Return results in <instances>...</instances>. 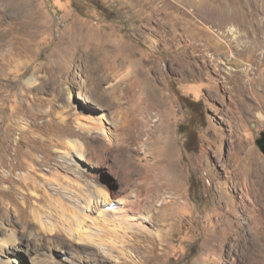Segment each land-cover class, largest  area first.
Instances as JSON below:
<instances>
[{
  "label": "rangeland",
  "instance_id": "1",
  "mask_svg": "<svg viewBox=\"0 0 264 264\" xmlns=\"http://www.w3.org/2000/svg\"><path fill=\"white\" fill-rule=\"evenodd\" d=\"M0 44V264H264V0H0Z\"/></svg>",
  "mask_w": 264,
  "mask_h": 264
},
{
  "label": "bare ground",
  "instance_id": "2",
  "mask_svg": "<svg viewBox=\"0 0 264 264\" xmlns=\"http://www.w3.org/2000/svg\"><path fill=\"white\" fill-rule=\"evenodd\" d=\"M14 15V14H13ZM19 15V14H18ZM17 16V15H16ZM255 20H257L256 18H255ZM26 28V27H25ZM23 32H24V29H23ZM25 33V32H24ZM23 35V34H22ZM76 43V42H75ZM257 44V43H256ZM1 45V44H0ZM75 46V45H74ZM90 52V51H89ZM88 52V53H89ZM89 55V54H88ZM106 69V68H105ZM110 69H111V67H110ZM132 71H134L135 72V70H133L132 69ZM129 72V71H128ZM130 72H131V70H130ZM132 73V72H131ZM130 73V74H131ZM135 75H136V73H135ZM138 75V74H137ZM137 75H136V77H137ZM130 75L129 74H125L124 75V77H125V82L126 81H129L130 80ZM132 77V76H131ZM138 78V77H137ZM137 78H132V80H130L129 81V85L131 86V88L132 87H134L135 88V85L137 84ZM119 79H120V77H119ZM119 79H118V81H119ZM36 80V79H35ZM29 81H32V78L31 79H29ZM120 82V81H119ZM31 85V84H30ZM138 87V86H137ZM130 88V87H129ZM128 88V89H129ZM131 92V91H130ZM129 93V92H128ZM133 96V95H132ZM131 97V96H130ZM140 97V96H139ZM151 97V96H150ZM146 97H144L143 98V100H139V98H137V99H134L132 102H133V107H135V109H136V106H139L138 104L140 103H143V102H146L145 103V105L142 107V109H141V112H145V110H147L148 108H149V104L147 103V101H146ZM135 109H133L134 111H135ZM140 112V113H141ZM146 113V112H145ZM147 113H148V111H147ZM144 115V114H143ZM134 117H136V115H133ZM134 117L132 118V117H130L129 119H130V121H135V119H134ZM137 122L138 123H144V124H146V122L144 121V120H142V119H138L137 120ZM106 165H108V166H110V168H113L114 167V164L113 163H111L110 162V164L109 163H107ZM110 174H112V176H116L115 175V173H114V171L112 170V172H110ZM171 177H173V176H171ZM162 178V177H161ZM160 179V178H159ZM165 180L160 184V189L161 188H164L165 190H167V188H168V186L170 185V181H171V178L170 177H165L164 178ZM156 183V182H155ZM159 184V183H158ZM252 185V184H251ZM146 197V196H145ZM173 202H174V200L173 199H171L170 201H168V202H164V204H163V213H165L167 210H170L172 207H173ZM171 205H172V207H171ZM39 207V206H38ZM160 217H161V215H160ZM132 218V217H131ZM149 219H150V217H149ZM160 219V218H159ZM162 220V219H161ZM160 220V221H161ZM169 220V219H168ZM155 221V220H154ZM159 222V221H158ZM161 223V222H160ZM139 231H142V230H139ZM238 239V238H237ZM1 245V244H0ZM2 246V245H1ZM114 248V247H113ZM0 251H3L2 249L0 250Z\"/></svg>",
  "mask_w": 264,
  "mask_h": 264
},
{
  "label": "water",
  "instance_id": "3",
  "mask_svg": "<svg viewBox=\"0 0 264 264\" xmlns=\"http://www.w3.org/2000/svg\"><path fill=\"white\" fill-rule=\"evenodd\" d=\"M254 144L259 149V151L264 155V130L258 133V136L254 140Z\"/></svg>",
  "mask_w": 264,
  "mask_h": 264
},
{
  "label": "trees",
  "instance_id": "4",
  "mask_svg": "<svg viewBox=\"0 0 264 264\" xmlns=\"http://www.w3.org/2000/svg\"><path fill=\"white\" fill-rule=\"evenodd\" d=\"M98 8L107 16L111 15L110 11H108L106 8H104V6H98ZM112 17H115L114 15H112Z\"/></svg>",
  "mask_w": 264,
  "mask_h": 264
}]
</instances>
